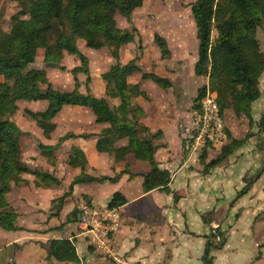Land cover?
<instances>
[{
	"label": "trees",
	"instance_id": "obj_1",
	"mask_svg": "<svg viewBox=\"0 0 264 264\" xmlns=\"http://www.w3.org/2000/svg\"><path fill=\"white\" fill-rule=\"evenodd\" d=\"M16 2L20 10L11 16L9 30L2 29L3 16L0 14V229L4 231L20 230L16 226L18 217L15 210L7 202L6 195L12 185L24 183L22 175L32 173L40 181L57 183L48 173L30 172L21 161L20 137L22 132L13 121L18 110V101H46L47 107L42 112H32L24 109L23 113L33 121L45 137L55 129L53 119L64 106L88 108L97 124H106L97 136L96 149L114 157L123 159L132 154L136 160L147 162L151 166L149 173L143 176V191L154 189L169 192L170 175L161 170L154 159L157 146L153 140L160 137L161 132L154 134L142 126L141 109L132 103L133 97H145L137 85L131 86L127 79L131 75L140 74L141 79L151 80L162 88H168L171 82L153 73L141 72L138 57L127 63L118 61L122 46L134 42L136 29L131 24L129 30H121L116 24V15H120L131 23L134 10L142 7L147 0H9ZM198 48L197 59L193 65L196 77L207 78V85L197 90L193 107L205 96L207 90L214 93L220 115L224 121L227 110L236 117L244 116L252 124V103L260 98L259 81L264 73V52L259 48L256 30L264 22V0H196L190 5ZM213 30L216 32L212 37ZM154 42L160 49L161 57L168 55L166 42L155 34ZM82 41L87 48L99 50L110 49L115 60L109 70L102 74L105 84V97L96 98L89 90L88 59L78 49L77 41ZM44 51V56L52 66H59L66 53L79 61V66L70 70L74 77V89L70 92L55 90L43 69L31 68L35 62L38 50ZM78 74H84L85 92L79 91ZM110 101H117L111 105ZM258 128L262 136L257 138V148L264 149V115H261ZM227 133V129L225 128ZM89 135H84L88 137ZM72 138L67 134L60 138L58 145ZM126 139L125 146L116 148L114 143ZM229 144L220 149L219 156L205 163L207 149L199 156V162L204 164V172L219 165L245 143L244 140L232 139L227 135ZM55 146L39 145L41 154L48 160L53 157ZM79 154V155H77ZM75 157H68L71 166L85 165L84 156L77 152ZM256 175L241 190L237 197L247 193ZM257 178V179H256ZM116 178H92L81 174L69 185L115 181ZM65 193L54 201L52 210L62 206ZM177 197L174 196V201ZM125 203L124 198L115 193L111 196L108 208H119ZM215 234L220 239L219 244L207 241L203 264H211V249H221L226 237L221 235L219 228ZM47 259L58 262H78L75 247L68 239L50 240L45 247ZM259 259V256L255 260Z\"/></svg>",
	"mask_w": 264,
	"mask_h": 264
},
{
	"label": "crops",
	"instance_id": "obj_2",
	"mask_svg": "<svg viewBox=\"0 0 264 264\" xmlns=\"http://www.w3.org/2000/svg\"><path fill=\"white\" fill-rule=\"evenodd\" d=\"M194 30L196 34V27ZM160 37L166 42L168 50L172 51V42L167 36ZM176 41L180 43L177 48L185 47L184 36H177ZM193 48L192 64L197 59L198 42L196 43L195 40ZM156 51L155 48V55ZM119 53L122 57V49ZM135 75L139 74L128 77L127 81L130 85L129 79L132 76L136 77ZM161 78H165V76H161ZM192 78L194 85H197L196 81L200 80V86L196 87L194 94L189 96L180 89L181 85L176 87L172 79H170L171 85L168 88H162L151 80H143L140 77L136 78L133 83L145 95V97L132 98V103L141 109L139 123L152 134L161 132L160 137L153 140L154 145L157 146L154 159L158 167L170 175L169 192L158 189L149 192L143 191V176L151 170L149 163L136 160L132 154L115 160L108 153L98 152L96 149L97 136L108 126L97 124L91 111L84 107L70 106L75 111L86 112L89 116L88 129L84 127L80 129L81 124H78L76 128L78 130L72 131V133L65 131L57 135V126L55 125L54 131L48 137H45L36 126L37 130L20 129L22 132L20 137L21 161L30 172L48 173L55 178L57 183L40 181L34 174L25 173L21 176L24 183L18 186L12 185L6 199L18 215L16 226L20 230L4 231L0 229V264H114L109 258L99 254L91 247L89 235L79 231L77 222L81 203L108 207L107 204L115 193H119L125 200V203L118 208L119 227L112 236L117 255L139 264H203L202 256L206 242L214 241L213 245L220 242L215 230L221 226L219 224L224 219L222 215L225 208L218 202L221 200L219 197L221 195L218 194L219 182L212 177V170L224 165H217L204 172V164L199 162V156L188 154L180 138V127L190 120L191 110L194 109L190 99L196 95L199 88L207 85L205 78L194 75L193 66ZM79 91L85 92L80 89ZM90 93L93 95L92 90ZM37 102L41 106L40 109L30 110L27 108V110L42 112L46 109V101ZM113 102L117 103V101ZM263 103L264 95L261 91L260 98L252 103L253 122L258 115L257 110L255 112L256 107L258 109L263 106ZM56 117L58 114L53 119L54 124H56ZM181 119L185 120L182 124H180ZM73 120L72 117V123ZM75 121L80 123L78 118H75ZM224 124L227 129L226 135L235 139H242L249 127L248 120L244 116L236 117L231 110L226 111ZM238 124H241L242 127L239 128ZM67 134H72V138L58 145L59 139ZM84 135L89 136L84 137ZM24 139H27L26 144L23 142ZM126 143L127 140L122 139L115 142L114 146L118 148L125 146ZM39 145L58 146L53 152V157L48 160L41 154ZM212 151L213 149H208L207 155L209 156ZM77 152H81L84 156L85 165L83 168L79 165L68 164V157H75ZM62 153H64V166L67 168V170L62 169L64 174L59 165H56L59 154ZM249 169L251 168L249 167ZM65 174L67 180H65ZM81 174L92 178L116 179L113 182L78 183L74 184L70 190L71 182ZM263 177L264 173L253 183L247 193L236 198V200L239 198L238 201L241 202H255L247 204L246 209L241 213L235 210L236 207H232L237 216L235 224L241 223L244 227L246 224L247 227L252 218L257 220L259 215L264 214V210L259 206L264 200ZM66 187L68 188L65 191ZM65 193L67 197L57 215H53L56 213V210H52L54 201ZM174 196L177 197L176 201H174ZM210 199L215 200L214 206L210 207ZM240 208L243 209V207ZM209 213L211 220H208ZM240 220L241 222H239ZM261 227H263L261 231L264 232V224ZM229 238L230 235H227L226 242L221 249H211L209 254L212 259L211 264H216L220 255L230 250ZM61 239H68L73 243L78 257L77 263L47 259L45 247L49 241ZM263 244L264 242L260 243L259 240H255V254L248 263L243 264H264V248L261 247ZM241 250L243 251L242 247ZM261 250H263L262 253ZM257 256L259 259L255 260Z\"/></svg>",
	"mask_w": 264,
	"mask_h": 264
},
{
	"label": "rangeland",
	"instance_id": "obj_3",
	"mask_svg": "<svg viewBox=\"0 0 264 264\" xmlns=\"http://www.w3.org/2000/svg\"><path fill=\"white\" fill-rule=\"evenodd\" d=\"M195 1L196 0H147L144 2L142 7L133 11L131 15V23H128L122 16L116 15V24L119 29L129 30L131 24L136 29L134 42L126 44L120 48L122 49L123 56L120 57L119 55L118 61L124 64L129 62L134 57H138L137 64L141 72L156 73V76H165V79L169 81L172 79L176 87L181 85L182 87L180 89L185 91L188 96L190 94H194L196 87L200 86V80H197L196 82H198V84L194 85L192 78V66L194 65V63L192 64V57L194 54L193 42L194 40L196 43L198 41L196 37L197 34H195L194 30L195 24L191 16L190 5ZM19 10L20 8L16 2L0 0V14L3 16L2 29L4 31L9 30L10 18ZM155 34L167 36V38L172 42V51L168 50L169 53L165 58L161 57L160 49L153 40ZM177 36H184L186 39V45L183 49L177 48V45L180 44L176 41ZM215 36L216 32L213 30L212 37L215 38ZM256 37L260 50L264 52V22L257 28ZM77 47L88 59L90 77L89 88L93 91V95L95 97H105V84L101 76L109 70L110 66L115 61L111 57L110 49L103 47L99 50H92L87 48L80 40L77 41ZM155 48L157 49L156 55L154 53ZM35 60V63L30 67L45 69L48 80L55 90L70 92L74 89V77L70 73V70L79 66V61L76 57L70 56L66 53L63 54V58L60 61L59 66L64 67V71L60 70L56 66H52L50 61L45 58L44 51L42 49L37 52ZM135 76L136 77L132 76L129 79L131 86L136 85L133 84L136 78L140 77L141 79L140 74ZM262 76L259 81V90L260 92L262 91L264 95V73ZM77 79L80 82L79 89L82 91L85 90L84 86L86 76L84 74H78ZM205 79L207 80V78ZM1 80L2 78L0 77V81ZM195 96L190 99L192 105L194 103ZM110 104L113 105L115 103L110 101ZM17 106L18 110L13 116V121L17 126H19L18 128L23 130H37L35 129L36 127L33 121H31V119L23 113V110L27 108L30 110L40 109L41 106L39 103L20 101ZM72 108L70 106H64L62 111L58 113V117L55 119V125L57 126L58 132L57 135L65 131L66 133H72V131L78 130L76 129L78 124H81L80 129H82V127L88 129L87 123L89 116L86 112L75 111V109ZM84 109L89 111L88 108ZM256 110L258 115L255 118V121H252L251 125L248 121L249 127L247 133L242 139H236H245V143L219 163V165L224 166H219L212 170V177L216 178V181L219 182L218 194L221 195L219 196L221 197V200H218V202L221 205H224L225 208V212L222 215L224 219L219 224L221 225L219 230L221 235H224L225 237L230 235V250L222 253L216 260V264L248 263L255 254L254 241L259 240L260 243L264 242V232L261 231L263 229L261 225L264 224V214L261 216L259 215L257 220H255L256 218H252L250 225L246 227L245 224L244 227L241 223L235 224L237 216L236 212L232 208L233 206L236 207L235 210L241 213L246 209L247 204H254L255 201H252V203H248V201L241 202L238 201L239 198L237 200L236 198L238 193L243 190L245 186H247L250 180H252L256 175H258L257 178L259 179L261 174L264 173V149L257 148V138L259 135L262 136L261 129L258 128V123L261 115H264V103L263 106L258 107V109L256 107L255 112ZM72 117L74 118L73 123ZM75 118H78L80 123L76 122ZM181 120L180 124L185 122V120ZM238 127L241 128L242 125L238 124ZM23 142L26 144L27 139H24ZM228 142L227 144H229ZM222 147L213 149L209 156L206 154L205 163L216 159L219 156L220 149ZM64 163V153L59 154V159L57 160L56 165H59L62 173L64 172L62 170L63 168L67 170ZM249 167L251 169H249ZM242 177L244 181L243 183ZM65 180H67V176L65 177ZM262 182H264V177ZM262 186L264 188V184ZM67 188L68 187L65 188V191ZM215 204V200L213 201L210 199V207ZM259 206L262 210H264V200ZM240 207H243V209ZM217 209L218 207L216 208V211ZM209 219L211 220V214L208 220ZM239 222H241V220ZM234 224L235 226H233ZM241 247L243 248V251L241 250ZM261 247L264 248V244ZM255 251L257 252L256 248ZM262 252L263 250H261V253Z\"/></svg>",
	"mask_w": 264,
	"mask_h": 264
},
{
	"label": "built area",
	"instance_id": "obj_4",
	"mask_svg": "<svg viewBox=\"0 0 264 264\" xmlns=\"http://www.w3.org/2000/svg\"><path fill=\"white\" fill-rule=\"evenodd\" d=\"M190 120L180 127V138L190 155L200 156L204 149H216L227 142L225 124L214 93L205 96L191 110ZM79 231L89 235L91 247L114 264H139L116 254L112 236L120 222L118 208L79 205Z\"/></svg>",
	"mask_w": 264,
	"mask_h": 264
}]
</instances>
